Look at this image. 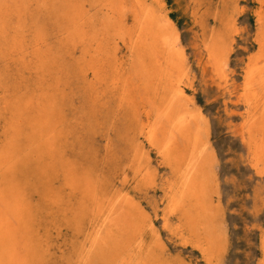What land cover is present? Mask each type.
<instances>
[{
    "label": "bare ground",
    "instance_id": "1",
    "mask_svg": "<svg viewBox=\"0 0 264 264\" xmlns=\"http://www.w3.org/2000/svg\"><path fill=\"white\" fill-rule=\"evenodd\" d=\"M74 1L0 0V264H50L48 238L42 237V230L49 231L59 222L72 231L70 253H63L62 261L67 264H177L163 255L151 216L136 199L125 190L118 195L89 171L78 172L63 160L62 148L73 136L69 127L75 133L84 127L78 114L70 116L77 101L71 81L80 85L90 73L95 90L101 91L114 74L107 52L109 33L104 30L102 37L93 36L91 26L75 12ZM103 1L97 0L99 4ZM218 1L226 7L227 0ZM41 10L55 12L51 13L53 24L41 26L36 15ZM140 17L133 50L147 60L143 65L149 78L147 92L159 107V117L175 123L172 132L177 130L186 145L185 149L177 147V134L165 143L156 127L142 129L138 140L136 135L133 139L126 178L131 177L137 188L157 187V174L146 158L145 147L158 150L176 177L162 188L165 227L192 244L211 264L221 251L212 187L205 167L195 165L201 154L199 140L185 120L174 119L177 101L186 98L189 87L184 59L159 17L150 12ZM217 22L229 29L227 19ZM50 28L56 32L47 31L46 40L41 38L43 30ZM261 41L263 48L264 29ZM224 42L213 35L200 45L213 82L227 77ZM148 47L157 49V59L146 58ZM78 50L81 54L73 64L78 70L74 71L68 63ZM110 88L118 90V84ZM239 100L247 109L242 141L253 153V170L263 177L264 66L247 67ZM31 191L41 193L42 202ZM261 245L263 256L257 264H264V230Z\"/></svg>",
    "mask_w": 264,
    "mask_h": 264
},
{
    "label": "rangeland",
    "instance_id": "2",
    "mask_svg": "<svg viewBox=\"0 0 264 264\" xmlns=\"http://www.w3.org/2000/svg\"><path fill=\"white\" fill-rule=\"evenodd\" d=\"M226 3V7H222L218 0H105L101 4L97 0H75L73 6L91 26L93 36L102 37L104 30L109 33L107 52L114 74L111 83L103 85L101 91L95 90L90 73L80 85L74 79L71 81L73 89L76 87L77 101L72 104L75 112L70 116L78 114L84 127L78 133L69 127L73 136L65 147L62 143L63 160L70 167L75 166L78 172L89 171L95 180L118 195L125 190L136 199L141 210L151 216L153 231L162 241L163 255L177 264L210 263L192 244L165 227L162 188L169 179H176L171 167L159 157L157 149L144 145L146 158L157 174L158 186L137 188L131 177L126 178L133 139L136 135L138 140L142 129L156 127L159 139L165 143L177 134V147L185 149L186 145L177 130L172 132L175 123L159 117V107L146 89L149 78L145 76L143 65L147 60L138 57L133 50V36L138 20L142 19L140 16L150 12L160 18L161 26L176 42V51L184 59L189 87L185 89L186 98L177 101L174 119L185 120L190 133L199 140L201 154L195 165L205 167V177L212 187L213 206L217 210L215 229L221 251L211 264H257L263 256L264 176H258L253 170V153L242 141V123L247 109L239 96L247 67L256 63L264 66V47L261 48L264 0H227ZM51 11L41 10L36 14L41 26L53 24L51 19H55L52 17L55 12ZM221 18L228 20L229 29L225 30L224 25L217 22ZM50 30L56 32L55 28L45 29L41 38L46 40L49 36L46 32H54ZM213 35L224 39L228 53L226 80L216 82L210 77L200 51L203 40ZM146 50V58L157 59L156 48ZM80 54L78 50L70 57L68 64L74 71L78 70L73 64ZM115 83L118 84L116 92L110 88ZM59 184L57 182V186ZM31 193L37 202H42L41 193ZM63 224L59 222L52 224L49 231L42 230V237L47 235L48 238L50 264H67V260L62 261L63 253H70L68 244L72 231L67 228L69 225ZM173 225L176 227L175 223Z\"/></svg>",
    "mask_w": 264,
    "mask_h": 264
}]
</instances>
